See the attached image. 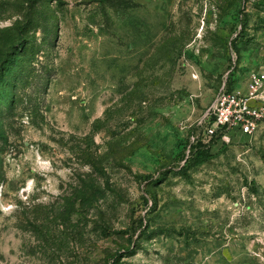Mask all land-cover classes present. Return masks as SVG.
Masks as SVG:
<instances>
[{"label":"rangeland","instance_id":"1","mask_svg":"<svg viewBox=\"0 0 264 264\" xmlns=\"http://www.w3.org/2000/svg\"><path fill=\"white\" fill-rule=\"evenodd\" d=\"M253 72L264 0H0V264H264V124L204 137Z\"/></svg>","mask_w":264,"mask_h":264},{"label":"built area","instance_id":"2","mask_svg":"<svg viewBox=\"0 0 264 264\" xmlns=\"http://www.w3.org/2000/svg\"><path fill=\"white\" fill-rule=\"evenodd\" d=\"M205 119L204 137L208 140L220 136L228 143L231 136L255 134L264 124V72L250 74L244 94L221 88Z\"/></svg>","mask_w":264,"mask_h":264},{"label":"trees","instance_id":"3","mask_svg":"<svg viewBox=\"0 0 264 264\" xmlns=\"http://www.w3.org/2000/svg\"><path fill=\"white\" fill-rule=\"evenodd\" d=\"M217 139H220V136H216L215 140ZM210 158V146L204 144L202 140H198L190 146L189 156L184 161L183 168L198 167L207 162ZM139 225L142 227V221H140Z\"/></svg>","mask_w":264,"mask_h":264}]
</instances>
